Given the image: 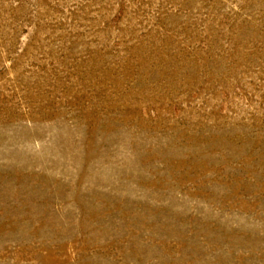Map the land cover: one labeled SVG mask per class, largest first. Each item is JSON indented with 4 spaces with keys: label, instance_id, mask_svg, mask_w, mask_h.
Masks as SVG:
<instances>
[{
    "label": "rangeland",
    "instance_id": "rangeland-1",
    "mask_svg": "<svg viewBox=\"0 0 264 264\" xmlns=\"http://www.w3.org/2000/svg\"><path fill=\"white\" fill-rule=\"evenodd\" d=\"M0 264H264V0H0Z\"/></svg>",
    "mask_w": 264,
    "mask_h": 264
}]
</instances>
